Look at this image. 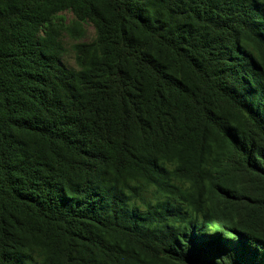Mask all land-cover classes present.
Masks as SVG:
<instances>
[{
    "label": "trees",
    "instance_id": "obj_1",
    "mask_svg": "<svg viewBox=\"0 0 264 264\" xmlns=\"http://www.w3.org/2000/svg\"><path fill=\"white\" fill-rule=\"evenodd\" d=\"M0 264H264V0H0Z\"/></svg>",
    "mask_w": 264,
    "mask_h": 264
},
{
    "label": "rangeland",
    "instance_id": "obj_2",
    "mask_svg": "<svg viewBox=\"0 0 264 264\" xmlns=\"http://www.w3.org/2000/svg\"><path fill=\"white\" fill-rule=\"evenodd\" d=\"M94 38V32L92 28L86 27V36L84 38V41H91ZM63 45L66 50L64 57H63V63L68 67V68H75V61H74V53L72 50V46L74 45V42L71 41L68 38H65L63 40Z\"/></svg>",
    "mask_w": 264,
    "mask_h": 264
}]
</instances>
